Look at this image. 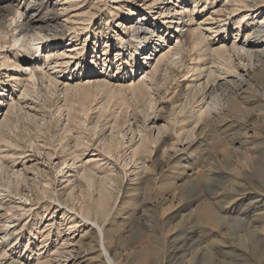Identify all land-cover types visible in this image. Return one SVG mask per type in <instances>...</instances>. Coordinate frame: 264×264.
<instances>
[{"label":"bare ground","instance_id":"obj_1","mask_svg":"<svg viewBox=\"0 0 264 264\" xmlns=\"http://www.w3.org/2000/svg\"><path fill=\"white\" fill-rule=\"evenodd\" d=\"M261 128L264 0H0V264H115L104 223L150 165ZM166 202L145 222L182 199Z\"/></svg>","mask_w":264,"mask_h":264},{"label":"rangeland","instance_id":"obj_2","mask_svg":"<svg viewBox=\"0 0 264 264\" xmlns=\"http://www.w3.org/2000/svg\"><path fill=\"white\" fill-rule=\"evenodd\" d=\"M200 22L201 18L197 17V23ZM159 89L161 90L160 84L156 90ZM155 96L159 108L158 100L161 101V98L157 97L158 93ZM162 124L163 121H159L158 125ZM156 128H152L154 134H156ZM243 132H228V139L224 142H220L216 135L212 144L207 147L197 142L189 152L200 156L205 153V158L201 156L202 161H189L186 164H180L182 165L180 167L179 164L176 167L167 164L150 165L155 169L156 177L151 188H145L147 191L144 188L141 190L138 188L137 192H132L133 195H126L125 201L120 204H117L119 199L116 200V208L112 209L110 218L104 223L105 232L112 226L119 231V234L111 233L112 237L107 244L109 253L114 255L115 264H264V237L261 228L264 222V128L249 129L247 134L246 131ZM237 171L239 174L240 172L245 174L239 176ZM247 172L250 175H247ZM203 175L208 176L207 180L202 181ZM197 176L198 178L201 176V180ZM186 178L193 181L186 184ZM57 179L60 181L58 177ZM170 183L171 185H168ZM121 185L123 187L125 181ZM181 190L183 193H179ZM118 194L120 198L121 191ZM158 198L167 199L166 205L169 201L175 204L178 199H182V203L166 212L161 224L145 222L143 216L146 210L151 211L154 208V211L159 214L158 210H155ZM207 205H210L208 209ZM209 207L213 209L214 214L211 218L206 214ZM50 209L47 213L53 211ZM42 211L41 209L39 212ZM57 214L54 216V225L51 230L53 239L55 234L59 235V232L65 229L62 228L63 226H58L61 215ZM187 216L190 217L183 219V222L180 221ZM179 222L182 225L176 228ZM245 234L247 240L241 242L239 236ZM42 247L40 249L43 256H46V249L43 245ZM77 248L75 246L73 252L77 253L75 251ZM86 249L88 246L81 252ZM95 255L96 253L85 252L81 255L78 264L97 263L98 259ZM99 264L109 263L103 257L99 259Z\"/></svg>","mask_w":264,"mask_h":264}]
</instances>
